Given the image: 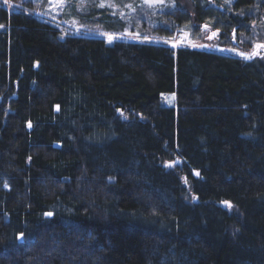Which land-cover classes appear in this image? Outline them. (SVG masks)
<instances>
[{
  "label": "trees",
  "instance_id": "trees-1",
  "mask_svg": "<svg viewBox=\"0 0 264 264\" xmlns=\"http://www.w3.org/2000/svg\"><path fill=\"white\" fill-rule=\"evenodd\" d=\"M174 1L264 41V0ZM60 28L0 4V264H264V58Z\"/></svg>",
  "mask_w": 264,
  "mask_h": 264
},
{
  "label": "rangeland",
  "instance_id": "rangeland-1",
  "mask_svg": "<svg viewBox=\"0 0 264 264\" xmlns=\"http://www.w3.org/2000/svg\"><path fill=\"white\" fill-rule=\"evenodd\" d=\"M0 4L9 9H23L59 25L63 33L95 34L104 37L108 43L115 40H140L158 42L173 47L189 46L219 50L243 58L258 56L264 58V41H254L247 34L233 35L226 42L219 38L218 32L209 26L201 28L199 33H193L184 28H176L172 34H157L155 27L170 26L167 12L173 9L174 0H9ZM92 7L96 11L103 7L111 13L123 18L126 27L123 31H107L99 25H88L76 15L77 10ZM64 18H62V17ZM264 33V24L256 30ZM111 37V39H109ZM251 43V44H250ZM162 103L168 106L176 105L175 93L162 95ZM179 160L165 161L167 167H173Z\"/></svg>",
  "mask_w": 264,
  "mask_h": 264
},
{
  "label": "snow or ice",
  "instance_id": "snow-or-ice-1",
  "mask_svg": "<svg viewBox=\"0 0 264 264\" xmlns=\"http://www.w3.org/2000/svg\"><path fill=\"white\" fill-rule=\"evenodd\" d=\"M5 3H8L9 0H4ZM109 39H111V37H109ZM257 47H264V45H257ZM46 215H51V213H46Z\"/></svg>",
  "mask_w": 264,
  "mask_h": 264
}]
</instances>
